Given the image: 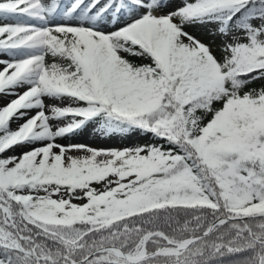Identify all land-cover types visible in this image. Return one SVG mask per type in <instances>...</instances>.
<instances>
[{"label":"snow or ice","instance_id":"snow-or-ice-1","mask_svg":"<svg viewBox=\"0 0 264 264\" xmlns=\"http://www.w3.org/2000/svg\"><path fill=\"white\" fill-rule=\"evenodd\" d=\"M0 21V264H264V0H0ZM89 131L146 142H58Z\"/></svg>","mask_w":264,"mask_h":264},{"label":"rangeland","instance_id":"rangeland-1","mask_svg":"<svg viewBox=\"0 0 264 264\" xmlns=\"http://www.w3.org/2000/svg\"><path fill=\"white\" fill-rule=\"evenodd\" d=\"M0 23H3V21H0ZM191 31H193L194 34H196L198 37L203 39L204 42L206 43L209 42L211 39V37L208 36L206 32H204L202 29L198 27L191 29ZM7 59H9V57H7L6 55L0 54V60H7ZM2 68H3V65H0V70H2ZM257 83L262 84L264 82H257ZM20 91H23V89H21ZM13 98L14 97L10 96L7 100L0 103V106H3L4 104L8 103ZM11 127L15 129L17 127V122H13ZM58 142L64 145L86 144L93 148L107 149V148H123L126 146H132L138 143H144L146 141L142 137H139V136H133L127 139H105V138H100L97 135H94L92 132L89 131V132L82 133L72 139L65 138ZM20 151H22V149L18 148L15 151H9L7 154L8 155H18Z\"/></svg>","mask_w":264,"mask_h":264},{"label":"bare ground","instance_id":"bare-ground-1","mask_svg":"<svg viewBox=\"0 0 264 264\" xmlns=\"http://www.w3.org/2000/svg\"><path fill=\"white\" fill-rule=\"evenodd\" d=\"M10 96H2L0 95V103L4 102L5 100H7Z\"/></svg>","mask_w":264,"mask_h":264},{"label":"trees","instance_id":"trees-1","mask_svg":"<svg viewBox=\"0 0 264 264\" xmlns=\"http://www.w3.org/2000/svg\"><path fill=\"white\" fill-rule=\"evenodd\" d=\"M252 86L259 88L260 86H262V84H258L257 82H254Z\"/></svg>","mask_w":264,"mask_h":264}]
</instances>
